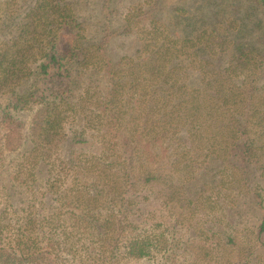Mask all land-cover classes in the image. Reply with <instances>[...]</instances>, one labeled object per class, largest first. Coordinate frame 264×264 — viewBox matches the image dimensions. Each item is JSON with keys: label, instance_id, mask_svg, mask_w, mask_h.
Returning <instances> with one entry per match:
<instances>
[{"label": "trees", "instance_id": "1", "mask_svg": "<svg viewBox=\"0 0 264 264\" xmlns=\"http://www.w3.org/2000/svg\"><path fill=\"white\" fill-rule=\"evenodd\" d=\"M43 1L42 12L21 19L22 35L32 34L26 40L38 38L29 47L42 52L30 59L34 65L28 66L25 56L19 60L2 48L0 52V74L22 80L0 103V159L18 168L0 185V264H190L192 256L207 254L208 247L193 240L184 247L175 243L176 228L166 223L169 203L163 195L179 198L178 180L192 183L182 170L193 162L178 168L172 157L196 153L202 158L199 163H208L206 168L213 163L229 168L231 184L251 193L250 204L260 212L255 230L246 229L241 237L213 231L203 242L214 246L213 255L219 257L213 261L224 264L230 261L220 254L222 249L243 242L240 258L252 264L258 246H264V194L259 183L250 184L251 168L264 176V110L259 102L264 83L261 96L257 86L264 73V0H254L261 13L255 26L234 27L236 35H246V28L255 39L235 36L229 22L218 18L198 22L195 29L202 32L196 38L178 34L181 51L193 48L197 55L190 61L197 72H182L173 61L176 44L170 38L179 43L173 36L178 30L164 25L147 31L166 35L149 39L148 46L155 48L144 62L149 83L142 94L137 83L146 76L136 74L141 61L132 58L123 65L122 58L115 60L112 32L87 42L86 23L76 12ZM6 2L14 11L11 0ZM37 15L35 29H26ZM127 29L134 27L129 24ZM102 79L107 80L101 85ZM133 100L150 106L142 125L128 112L135 107ZM92 101L101 110L88 115L82 128H68ZM87 127L95 130L93 138L87 136ZM13 134H20L15 137L20 162L8 159ZM65 140L68 147L61 150ZM158 145L168 154L165 164ZM25 170L41 179L23 190L27 198L34 197L28 200L34 203L27 214L20 198L13 199L21 191L11 183ZM233 204H238L235 197Z\"/></svg>", "mask_w": 264, "mask_h": 264}, {"label": "rangeland", "instance_id": "2", "mask_svg": "<svg viewBox=\"0 0 264 264\" xmlns=\"http://www.w3.org/2000/svg\"><path fill=\"white\" fill-rule=\"evenodd\" d=\"M40 1L41 0H11V4L14 6V11H12V9L8 7L9 4H7L6 0H0V52H2V48L8 55L14 56L19 60L24 56L27 60L32 59L33 56H41L42 52L38 48L29 47V44L37 41L38 38L34 41L28 42L26 38H30L32 34L28 32L25 37L24 34L22 35L23 30H21V27L23 26L21 19L27 18L26 13L42 12L44 5L39 3ZM51 2L53 5L59 2L63 5V9L65 5L72 9L73 12H76L81 19L85 21L87 26V29L85 30L87 42H97L104 34L112 32L110 43L112 57L117 61L122 58L121 62L123 65L125 62H130L132 58L141 61L140 64L136 66V74L141 73V78H143V76H146V78L142 79L140 83H137V89L140 94H142L141 90L148 88L149 83L148 73L145 70L146 67L144 66V62L150 55L151 51L155 48L154 46H148L149 39L153 35L158 37L159 40H162L166 35V32L163 34H150L147 32L151 31V28L154 29V26L162 30L164 25H169L174 29V32L178 30L177 33L173 35L177 40L179 39L178 34L181 36L184 34L186 37L192 39L196 38L202 32H197L198 22L200 23L202 20H207V18L211 21H216L215 19L218 18L224 20L226 23L229 22L232 26L231 31L235 36H240L243 39H255V37H253L254 35L250 34L249 30L246 28L244 31L248 32H243V34L246 35H241V32L239 35H236L234 27L238 25L239 29L240 25H243V27L246 25L255 26V23L261 19L260 10L254 0H50V3ZM49 8L51 7H48V9ZM64 11L66 12V8ZM15 15L18 18L17 20L13 19ZM221 15H223V17L220 18ZM38 17L39 15L34 17L35 21L31 20L30 23L32 25L26 29L33 31L35 28L32 27L37 23ZM25 21H27V19L23 22ZM42 21H44V19H42ZM129 24H132V27H134L132 31H128L127 29V25ZM192 27H194V30ZM196 27L197 29H195ZM207 35V32L203 33L204 37ZM170 39L172 40L171 43L174 41L176 44L173 45L174 53L172 56L173 61L179 64L178 66L180 67V70L182 72L188 70L190 73L197 72L199 70L198 68L194 69L193 67H190L192 65L190 61H193L195 56L197 57V55H193V48H189L185 52H182V39L178 40L179 43L172 38ZM202 56L204 58L207 57V55ZM183 60L185 61L183 62ZM31 65H34V63L30 60L28 66ZM21 74L22 73H19V75ZM1 78H5L7 82L2 81ZM18 78L17 75L7 76L5 73L0 74V103H4L3 101L6 96L10 95L12 87L22 83L21 78ZM16 79H18V81H16ZM106 80L107 79H102L100 84L102 85ZM193 82V84L198 85V81L195 79ZM263 83L264 73L262 74L261 79L257 82V86H260L262 89ZM24 86H28V83ZM262 93L263 89L259 91L260 96ZM256 100H259V97ZM146 102L147 101L143 102L141 100L137 102L136 100H133L132 106L135 107L128 111L129 113L131 112L133 120L137 124H144L143 120L148 117L150 106L148 107L147 104H145ZM259 102L261 110H264V97H262V100L260 99ZM87 106L88 107H86L83 113V117L82 114H77V120L69 121L68 128L72 126L74 129L82 128L88 121V115L95 116L94 112L101 110L97 104L95 105L94 101ZM154 114L155 113H151V115ZM127 117H129V115ZM149 123L150 122L146 123V125ZM151 127L149 126L147 129H150ZM85 129L87 130L85 131L87 136L93 138L96 133L95 130H92L89 127ZM69 133L70 131H68V134ZM19 136L20 134H13L12 143L10 145L13 151L7 152L8 159L16 158L17 162L23 160L21 154L16 151L18 141L15 137ZM67 142L68 141L65 140L61 143V150L68 147ZM64 143L65 146H63ZM0 144H2V142H0ZM164 147V145H158L157 149V152L162 153L164 156L161 158L163 164H165V161L168 158V154L164 150ZM176 156L177 155H174L172 158L177 159L178 168L180 167L179 164L184 162L189 164L193 162L188 168H183L182 170L183 178L186 181H192V183L187 184L185 181L178 180L177 190L179 196L177 195V197L179 198L171 200L168 195L167 197L163 195V198L168 200L169 203V207H167L165 212L166 223L169 221L170 225H175V243L179 242L180 246L184 247L185 242L193 240L194 244H205V246L208 247L207 254H202L201 256L200 254H195L192 256L190 264H220L221 262H217L215 258L213 261L214 256L219 257L218 255H213L214 250L211 247L214 246L203 241L206 240L207 237L213 236V231L217 234L226 232L228 236L233 233V235L237 234V236L239 235V237H241L246 229L255 230L259 223L260 212L254 210L253 204H250L252 201L250 199V197H252L251 193H241L236 185L231 184L229 168L227 171L226 167H219L216 163L210 164V166L206 168L208 163H199V160L202 159L200 153L193 155L180 154L178 157ZM187 158L189 160L185 161ZM4 160L5 157H1L0 165L2 166L0 167V185L9 182L11 177H14L18 172L15 162L7 166ZM250 172L251 186L259 183V188L264 194V176H260V171L255 168H251ZM30 174L31 171L25 170L23 173L19 174L13 182H11L15 184V188H19L21 191L19 195L13 199L18 201V198H20L21 206L25 208L24 213L30 210L32 211V209L29 208V205H32L34 201L32 200L31 203H29L28 200L34 197L27 198L28 194L26 195L23 190L27 188L32 189L33 186L41 183V179H36ZM165 189L166 186H164V190ZM185 189L188 190V192H184ZM242 194L246 195L243 197ZM233 197H235L238 203L237 206L233 204ZM49 202L52 201L50 200ZM2 203H0V206ZM241 223L247 224L241 227V225H243ZM230 224L233 226H230ZM216 236L218 237V235ZM228 240L229 237L226 241L228 242ZM242 247L243 242H241L235 249H222V253L220 254L227 257L230 261L229 264H245V262L242 261L244 259H241L239 254ZM258 247H260L259 255L253 257L254 260H252V264H264V246ZM228 251H231L229 255L227 253Z\"/></svg>", "mask_w": 264, "mask_h": 264}]
</instances>
